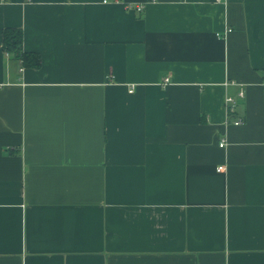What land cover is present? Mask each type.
<instances>
[{"label":"crops","instance_id":"0c3cea01","mask_svg":"<svg viewBox=\"0 0 264 264\" xmlns=\"http://www.w3.org/2000/svg\"><path fill=\"white\" fill-rule=\"evenodd\" d=\"M0 264H264V0H0Z\"/></svg>","mask_w":264,"mask_h":264},{"label":"trees","instance_id":"16d2710c","mask_svg":"<svg viewBox=\"0 0 264 264\" xmlns=\"http://www.w3.org/2000/svg\"><path fill=\"white\" fill-rule=\"evenodd\" d=\"M3 49L23 67L38 68L42 64L40 53L23 48V29L20 26H6L3 29Z\"/></svg>","mask_w":264,"mask_h":264},{"label":"built area","instance_id":"2783aa9c","mask_svg":"<svg viewBox=\"0 0 264 264\" xmlns=\"http://www.w3.org/2000/svg\"><path fill=\"white\" fill-rule=\"evenodd\" d=\"M133 9L137 10V11H141L143 10L144 8V5L143 4H135L133 6H131ZM170 82V77L169 76H166L164 79H163V84H168ZM234 83V81H228L226 83ZM134 90V84L131 85V88H130V91L132 92ZM245 94L244 90L241 89L239 91V96L243 97ZM225 102H226V108H227V114L230 116V115H233L235 112H236V108H237V100L234 96L232 95H227L226 99H225ZM234 124L238 125V124H241L242 123V119L241 118H236L234 121H233ZM227 144V138L224 137L221 139V142H220V145L221 146H225ZM225 166H219V170H222L224 169Z\"/></svg>","mask_w":264,"mask_h":264}]
</instances>
